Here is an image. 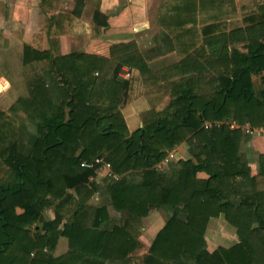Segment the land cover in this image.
<instances>
[{
	"label": "trees",
	"instance_id": "16d2710c",
	"mask_svg": "<svg viewBox=\"0 0 264 264\" xmlns=\"http://www.w3.org/2000/svg\"><path fill=\"white\" fill-rule=\"evenodd\" d=\"M207 2L217 6L221 0ZM197 6L196 0H178L171 19L182 24ZM250 15L245 27L203 41L201 50L207 46L212 62L209 75L194 56L200 51L187 53L174 65L182 76L169 90L134 45L114 46L109 58L74 52L52 59L24 46L23 61H33L36 71L27 95L11 110L22 109L35 127L19 133L9 126L10 132L0 134V160L15 178L0 184V264H58L52 255L56 242L47 235L52 230L86 264H120L131 255L132 264H264V192L256 189L240 150L250 137L240 126L264 125V91L256 93L252 79L264 72V12ZM238 41L243 51L230 46ZM122 66L138 69L151 104L168 92L171 97L160 110L152 105L132 132L119 111L128 86L117 77ZM180 142L188 144V157L159 172L157 165ZM97 157L119 175L104 188L108 204L100 206L88 203L99 185L90 179L93 170L81 164ZM259 165L264 175V156ZM202 171L208 178L196 190ZM74 195L73 220L62 223L61 210ZM48 208L51 219L44 217ZM158 209L167 219L137 255L141 219ZM219 214L236 229L239 242L209 252L206 225Z\"/></svg>",
	"mask_w": 264,
	"mask_h": 264
},
{
	"label": "crops",
	"instance_id": "0c3cea01",
	"mask_svg": "<svg viewBox=\"0 0 264 264\" xmlns=\"http://www.w3.org/2000/svg\"><path fill=\"white\" fill-rule=\"evenodd\" d=\"M196 1L198 2L196 11L186 17L185 22L181 24L171 19L176 11L174 6L178 0H0V58L9 53L11 46H18L17 50L20 52L18 54L20 62L14 65V68L11 67L10 59L6 61L10 64L5 63L6 66L0 65V67L3 71L7 70L6 68L17 70L22 78H25V74L23 76L21 73L23 70L25 72L26 68L34 73L35 63L23 61V48L26 45L47 53L52 59L58 55L74 52L109 58L114 46L130 44L136 48L131 49L143 53L149 69L160 77L159 82L166 87L164 89L169 90L168 84L182 76L181 69L174 68V65L180 63L187 53L192 55L199 50L200 55L194 56L205 67L203 70L205 75L208 74L211 71L212 62L208 56L207 46L201 50L203 41L208 37L243 28L247 24L244 19L250 13L257 17L264 12L260 8L264 0H221L220 5L217 6L202 0L203 7L200 6L202 1ZM202 18L205 22L200 21ZM185 29L192 32L183 34L182 31ZM242 45V41L230 44L243 51ZM130 69L131 77L126 79L127 98L120 112L128 131L132 132L142 125L144 117L151 112L152 105L154 110H160L168 104L171 97L168 92L158 103L151 104L148 98L149 88L142 75L138 69ZM252 79L255 92H263L264 72L253 75ZM110 83L121 84L119 81ZM17 90L13 88L9 94L11 96L4 98L0 105L7 108L12 100L9 98L20 94L21 89ZM240 150L248 160L251 176L255 177L256 189L264 192V175L260 173L259 165L260 158L264 156L263 124L256 127L253 134L242 143ZM171 151L174 152L175 160L167 164L161 161L157 165L159 172H169L171 163L186 159L188 144L180 142ZM207 178L208 175L205 172H198L195 189L202 190ZM97 182L100 181L97 180ZM97 195L98 190L93 194L94 198ZM107 201L106 197V204H108ZM77 206L78 198L74 195L63 208L66 215H63L62 223L72 222ZM111 215L114 216L115 213ZM52 216V212L48 213L47 218L51 219ZM166 219L167 214L162 209L152 210L141 219L138 236L140 248L137 255L147 250L154 235ZM47 235L56 242L52 255L58 262L60 257H63V263H68L69 260L77 262V258L83 261L85 258L68 252V239L59 234L58 230L49 231ZM204 238L209 252L219 247L228 249L239 242L236 229L226 221L223 214L209 218ZM97 261L99 263V260ZM108 263L110 262L104 264ZM132 263L133 255L120 262V264Z\"/></svg>",
	"mask_w": 264,
	"mask_h": 264
},
{
	"label": "rangeland",
	"instance_id": "374dc122",
	"mask_svg": "<svg viewBox=\"0 0 264 264\" xmlns=\"http://www.w3.org/2000/svg\"><path fill=\"white\" fill-rule=\"evenodd\" d=\"M221 16H222V14H221ZM200 21L205 22L204 18L200 19ZM215 23H218V22H215ZM5 48H6V46H5ZM17 49H18V46H11L10 49L8 50L9 53L6 54L5 56H3L2 58H0V65L2 67L6 66V64L9 63V62H6V61H8L7 59L11 60L10 63H11L12 68H14V65H17L20 62V60H19L20 57L18 55V54H20V52H18ZM12 61H13V63H12ZM0 69H1V67H0ZM6 69L7 70H5V71H3V69L0 70L1 78H3V80H5L7 82V84L4 82V84L6 85L5 86L6 91H3L0 93V103L2 102V100L4 98L5 99L7 98V96L10 94V92L13 91V88H15L16 90L21 89V92L19 95L17 94L18 96L13 95V98L12 97L9 98L12 100H11L10 104L7 106V108H4L0 105V134L2 135L3 131H6V132L9 131L10 132L11 131L10 127H12L13 129H16V131L19 130V133L21 130H23V132H25V131L32 132L34 127H35V122L31 121L29 118H27L25 115H23L22 109L19 108L16 111H12L11 107H13L14 103L18 100V98L20 96H26L27 95V91H28L27 84L31 80V78L33 77L34 73L31 70L26 68L25 72L23 70L21 73L23 76L25 74V78L24 77L22 78L18 74L19 71L14 70V69H8V68H6ZM9 74H10V76H8ZM17 91L19 92V90H17ZM9 96H11V95H9ZM122 107H123L122 105H119V111H120V109H122ZM14 179L15 178L13 176L11 169L4 162H2V160H0V184H5L6 182L13 183ZM91 179L96 181L97 184H99V188H98V195L95 198L92 195L91 198L88 200V203L95 205V206H100V205L106 204V195L104 194L103 190L106 187V185L110 184L111 179L109 177H107V178L102 177L101 178V175L97 176L96 174H93ZM97 180L100 182H97ZM52 210H53V208L46 209L44 212V217L47 218L48 213H51ZM64 214L66 215V212H64V210L62 209L61 210L62 217H64L63 216ZM110 214H114V212H112L111 209H110ZM35 226H36V224L31 225L30 230L33 231ZM62 258L60 257L58 264H86V262H88V261L85 262V260H84L85 258H83V261L77 260V262L76 261L72 262L69 260V261H67L68 263H63ZM108 264H112V263L110 262Z\"/></svg>",
	"mask_w": 264,
	"mask_h": 264
},
{
	"label": "built area",
	"instance_id": "2783aa9c",
	"mask_svg": "<svg viewBox=\"0 0 264 264\" xmlns=\"http://www.w3.org/2000/svg\"><path fill=\"white\" fill-rule=\"evenodd\" d=\"M117 77H118V79H129L131 77V69L128 67H121L119 72L117 73ZM4 82L7 84V82L5 80H3V78H1V76H0V91L1 92L6 91V87H5L6 85L4 84ZM216 124H219V123H216ZM229 124L231 126L235 125L232 122H229ZM206 126H210V123H206ZM240 128L243 129V131L245 133H248L249 135L253 134V132L256 130V128L251 127L250 123H248V122H246L244 125L240 126ZM172 160H175V155H174L173 151H169L166 154V156L164 157V159L162 160V162L167 164ZM81 164L83 166L90 167L93 170L94 174H96L97 176L101 175V178L102 177L103 178L109 177L111 179V182L119 179V175L115 174L112 171L111 164L108 161H106L104 159V157H97L91 163L82 162Z\"/></svg>",
	"mask_w": 264,
	"mask_h": 264
}]
</instances>
